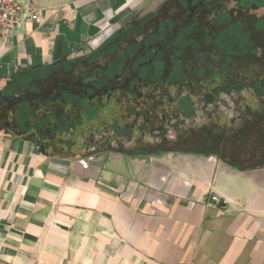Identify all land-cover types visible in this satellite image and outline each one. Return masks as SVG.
<instances>
[{
    "label": "crops",
    "instance_id": "crops-1",
    "mask_svg": "<svg viewBox=\"0 0 264 264\" xmlns=\"http://www.w3.org/2000/svg\"><path fill=\"white\" fill-rule=\"evenodd\" d=\"M38 1L39 20L0 42V93L105 50L168 0ZM224 150L58 153L0 117V264H264V147Z\"/></svg>",
    "mask_w": 264,
    "mask_h": 264
},
{
    "label": "flooded vegetation",
    "instance_id": "flooded-vegetation-1",
    "mask_svg": "<svg viewBox=\"0 0 264 264\" xmlns=\"http://www.w3.org/2000/svg\"><path fill=\"white\" fill-rule=\"evenodd\" d=\"M201 8L200 5L196 14ZM162 25V22L156 26L153 24L150 27L154 28L150 31H141L144 36L141 34L138 38L123 40L122 49L116 52L96 55L90 61L91 72L81 70L76 77L69 79L70 85L62 80V90L74 91L75 97L84 98L94 111L93 117L88 119L84 117L86 107L79 108L81 119L73 121L66 133V146L70 152L80 155L111 149L125 153L199 149L206 146L202 145L206 142L203 134L208 137L213 150L225 149L226 153H229L230 145L224 143L234 138L240 146L243 144V148L247 147L246 142H251L252 146H258L260 140L264 142L263 134L252 135L249 129L255 126L258 131L256 124L261 126L264 123V66L260 70L251 67L252 83L244 90L229 88L230 81L222 83L225 79L222 75L213 80L204 75L203 82L198 86L188 77V71L192 69L189 57L182 64L180 75L175 70L173 78H169L173 70L164 77L166 66L158 72L149 70L146 73L144 65L150 62L144 61V57H153L166 49L174 41L178 30L176 25L179 29L182 27L178 23L174 25L173 33L170 29L169 36L157 35L154 45L149 48L146 40ZM185 34L188 37V33ZM174 46L175 51L179 49L176 44ZM180 48L179 56H190L194 49L189 42ZM114 63L121 65V70L110 73L108 69ZM202 69L203 74L212 73L207 65H203ZM146 78L149 82H144ZM88 85L91 92L86 94L84 88ZM179 87L184 88L182 92ZM214 87L218 89L214 91L216 93L212 92ZM165 90H170V95L165 94ZM33 98L36 100L35 95Z\"/></svg>",
    "mask_w": 264,
    "mask_h": 264
},
{
    "label": "trees",
    "instance_id": "trees-1",
    "mask_svg": "<svg viewBox=\"0 0 264 264\" xmlns=\"http://www.w3.org/2000/svg\"><path fill=\"white\" fill-rule=\"evenodd\" d=\"M211 2L207 3L206 0H168L157 12H168L172 10H183V13L181 14L180 11L179 17L184 20V22L179 21L175 17H173L168 13L163 21H166L168 19L172 20V24L169 23L166 25H162L159 30L153 31L151 33V37L148 39L150 45H154V39H156L157 35H166L169 36L171 34L170 29L174 27V25L180 23L182 24L181 28L187 27L186 30H184L183 35L187 37V34L189 36L190 45L194 48L195 51L200 50L202 47H217L215 43H219L217 41L218 37L216 38V32H217V24H218V17L220 15V12L222 10H228L231 6H227L226 3H224V0H210ZM202 6L199 13L196 14V10L199 8V6ZM228 8V9H227ZM261 8V5L260 7ZM253 10V9H252ZM255 11V10H254ZM197 16V17H195ZM204 18L206 20H204ZM203 19V20H202ZM162 21V22H163ZM202 21H206V24L202 23ZM185 24V25H184ZM226 27H228L230 24L227 23ZM184 25V26H183ZM200 25L202 26L200 28ZM179 27V25H176ZM140 27V26H139ZM175 37L178 35V31L181 29L177 28ZM141 28V27H140ZM200 28L201 33L200 34H194L195 31L193 29ZM225 28V27H224ZM139 30V29H138ZM137 30V31H138ZM143 30H151L150 22H147V25L143 27ZM168 30V34H166V31ZM130 31H136L135 29H131ZM127 32L128 34L123 37V39L119 42L111 44V46L105 47L104 52H116V47L123 43V40H127L129 35L131 34ZM218 33V32H217ZM207 34V35H206ZM201 35L200 38H198ZM206 37L208 38L209 42L207 41ZM101 53V52H100ZM99 53V54H100ZM241 58V62L238 64H235L234 67H231V61L228 63H222L219 66H216L215 68H212L210 66V73L206 72V74L202 73V76L206 75L207 79H214L217 75H222L224 77H227V74L229 72L234 71V74L232 75V79H230V83L228 87L230 88H241L244 90L250 83H252V77L251 75V66H249V59L244 60L246 53L239 52ZM97 54V55H99ZM225 54H227L225 52ZM96 56V55H95ZM92 56V59L95 57ZM243 57V58H242ZM229 61V60H228ZM229 63L231 65H229ZM71 64V63H70ZM69 64V67H71ZM203 67V65H202ZM200 67V69L202 68ZM232 68V69H231ZM70 69V68H69ZM199 69V70H200ZM68 68L62 69L61 71H52V73L44 79H35V86L31 88H25L20 89V91L15 95H6L2 92L0 93V117H4V124L8 128L10 125L12 129L19 134L26 135L28 137H35L37 142L43 147L44 149L51 148L53 151L58 153H64V152H70V149L66 146L67 138L66 133L69 131V126L73 124L75 120L81 119V112L79 111V108L84 107L82 100L75 97L74 91H64L62 90V80L67 85H70L69 78H67L66 73H68ZM61 73L62 74L61 76ZM220 73V74H219ZM67 80V81H66ZM51 84H56V90L53 95H50L47 91V87ZM263 84V83H262ZM215 84L212 85V87ZM261 85V84H260ZM224 86V84H223ZM91 87L88 85L86 88H84L85 93L91 92ZM219 87V86H217ZM214 87L213 93H216L214 91H217ZM35 95L36 100H34L33 96ZM53 103V104H51ZM73 111L77 113L70 114L69 112ZM69 113L70 115H67ZM68 117V119H67ZM72 120V122L70 121ZM257 123L256 126L259 127V130L257 131V128L255 126H250L249 129L252 132V135L256 133L262 134L264 129V123H262L261 126ZM253 127V128H252ZM249 132V131H248ZM250 134V133H249ZM248 134V135H249ZM203 137L206 139L205 144L206 146H203V148H199L198 150L204 151L205 153L214 151L211 148L210 141L206 134H203ZM223 144V143H222ZM220 146V145H219ZM241 147H244L243 144ZM247 148V147H246ZM245 149V148H244ZM262 163L258 162H251L250 164H245L239 166L240 168H250V166H257Z\"/></svg>",
    "mask_w": 264,
    "mask_h": 264
},
{
    "label": "rangeland",
    "instance_id": "rangeland-1",
    "mask_svg": "<svg viewBox=\"0 0 264 264\" xmlns=\"http://www.w3.org/2000/svg\"><path fill=\"white\" fill-rule=\"evenodd\" d=\"M206 2L209 3L211 1L206 0ZM224 3H226L227 6L229 5V3L231 5L234 4V6H231L229 8V11L222 10V12H220L221 17L219 16L217 20L218 21V24H217L218 33L216 32V38L218 37L217 41H219V43L217 42L215 43V45L217 46L215 47V49L212 46H208L205 48L202 47L200 50H197V51L193 49V53L190 56L189 55L179 56L178 50L181 49L180 47H184L187 42L190 43V40H189L190 35H188V38L186 39H185V36L183 35L184 30H186L187 27L181 28L178 31L179 33L175 37L174 41L172 43H169L166 46L167 48L165 47L166 49L159 52V54L157 55H153V57L152 56L144 57V61L147 60L150 62L149 63L150 66L144 65L146 66L144 68L146 73L149 72V70H151L152 73L158 72L162 70L164 66H166L167 68L165 69L164 77L166 78L167 72H169L170 70H173V71H170V77H169V78H173L174 71L176 70V74H179L181 72V66L185 62L186 57H189L188 59L191 60L189 62L191 63L192 69L188 71V77H190L192 81L194 80L198 86H200L204 79V77L202 76L203 72L201 73L203 69L202 68L200 69L202 65H207V67L209 68L210 66H212V68H215L216 66H219L222 63L224 64L225 62L228 63L231 61V64L234 67L233 61L235 64L237 62H241L240 60L241 56L237 55V52L238 54H240L239 52H242V53L247 52V55L245 56H247L248 57L247 59H249L248 60L249 66H251L252 68H257V70H260L262 66H264V17L258 20V18H255L254 15L256 13V15L261 16V14L264 15V12L259 14L257 11L256 12H253V11L259 10L258 7H260V5L264 3V0H224ZM179 11L181 14L183 13V10H175V9L172 11L163 12V13L154 12L152 15H148V16L147 15L142 16V14L139 13L137 14V17L132 18L131 20L125 23L124 25L125 27H123V29L120 31V35L116 37V39L112 42V44L121 41L123 37L128 34L127 32H129L131 29H135L136 31H130L131 34L128 36L129 38H132V37L138 38L139 36H142L143 34L141 33V31H143V27L147 25L148 21L150 22V26H152L153 24H155L156 26V24L161 23L166 17V15H168V13L170 14V12L173 17H175L179 21L184 22L186 19L182 20L179 17V13H178ZM245 12H246V15L244 14ZM204 20L206 19L204 18ZM164 23L166 25L169 23L170 25L168 26L170 27L172 24V20L168 19L162 22L163 25ZM202 23L206 24V21H202ZM227 23L230 24L228 27H226V25H228ZM201 27L202 26L200 25V28ZM200 28L193 29V31H195L194 32L195 35L201 33ZM167 32L168 30L166 31V34H168ZM171 32H172V28H171ZM200 37L201 35L198 38ZM206 39L209 42L207 37ZM146 44H148V47L150 48L151 45L148 39L146 40ZM175 44L177 48H179L176 51L174 50V48H176L174 46ZM122 47H123V44H119L116 47V49L120 50L122 49ZM208 48L214 51H210ZM130 50L132 51V49H129V51ZM102 51L104 50H102L101 48V50H97L96 52L94 51L93 54H91L90 56L77 59L76 61L70 64L71 67H69V64H68L66 67L68 68V71H69L68 73H66L67 78L71 79L73 77H76L77 73H79L81 70H83L86 73L91 72L92 65L90 61L92 60V56H95ZM225 52L227 54H225ZM112 56H114V53ZM158 56L160 57L157 58ZM244 60H246V58H244ZM231 64L229 63V65ZM103 65L105 66V62L103 63ZM113 70H121V65H118L116 63L111 64L108 71L111 73ZM62 74L64 73H61V76ZM233 74H234L233 71L229 72L227 74V77H225V79L222 81V83L225 82V80L229 81L230 79H232ZM147 81L149 82V79L146 78L144 82H147ZM179 88H180V92H182L184 89L181 87ZM200 88L202 89V87ZM55 90H56V84H51L47 87V91L49 92L50 95H53ZM164 93L170 95L171 92L170 90H165ZM82 103L86 107L84 117L88 119L92 118L94 115V111L92 110V108L88 106L85 99L82 100ZM69 113L72 114V113H77V112L76 111L74 112L72 109V112H69ZM69 113H67V115H70ZM262 134L264 135V129H263ZM246 143L247 144H245V146L246 145L250 146L252 144L251 142L249 143L246 142ZM257 143H258V146L262 148L264 147V142L262 140L258 141ZM224 144L230 145V148L229 149L226 148V149H228V152L232 153L233 155L238 151L239 142L237 139L234 138L232 140H228V142L226 141ZM202 145H206V144L204 143ZM200 148H202V146ZM229 158L232 159L231 157ZM257 160H260V159L257 158Z\"/></svg>",
    "mask_w": 264,
    "mask_h": 264
},
{
    "label": "built area",
    "instance_id": "built-area-1",
    "mask_svg": "<svg viewBox=\"0 0 264 264\" xmlns=\"http://www.w3.org/2000/svg\"><path fill=\"white\" fill-rule=\"evenodd\" d=\"M42 7L38 0H0V42L9 43L10 36L29 20H39Z\"/></svg>",
    "mask_w": 264,
    "mask_h": 264
},
{
    "label": "water",
    "instance_id": "water-1",
    "mask_svg": "<svg viewBox=\"0 0 264 264\" xmlns=\"http://www.w3.org/2000/svg\"><path fill=\"white\" fill-rule=\"evenodd\" d=\"M175 26L172 28V31L174 30ZM220 205H226L224 200H217Z\"/></svg>",
    "mask_w": 264,
    "mask_h": 264
}]
</instances>
